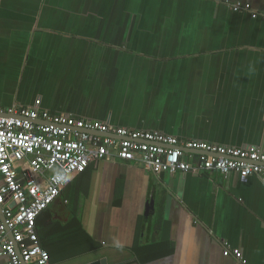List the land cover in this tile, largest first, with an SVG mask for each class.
I'll list each match as a JSON object with an SVG mask.
<instances>
[{
	"label": "crops",
	"instance_id": "1",
	"mask_svg": "<svg viewBox=\"0 0 264 264\" xmlns=\"http://www.w3.org/2000/svg\"><path fill=\"white\" fill-rule=\"evenodd\" d=\"M236 2L264 15V0H0V105L40 99L53 114L264 149V20ZM62 198L96 245L60 247L51 264H236L225 242L264 264L258 175L102 161Z\"/></svg>",
	"mask_w": 264,
	"mask_h": 264
},
{
	"label": "built area",
	"instance_id": "2",
	"mask_svg": "<svg viewBox=\"0 0 264 264\" xmlns=\"http://www.w3.org/2000/svg\"><path fill=\"white\" fill-rule=\"evenodd\" d=\"M252 18L264 15L250 3L230 5ZM37 99L32 106L0 105V264H51L42 246L37 218L63 190L99 162L139 164L161 176L177 172L223 176L235 172L264 181V149L199 140H179L161 131L119 127L107 121L49 113ZM65 172L73 179L58 182ZM224 256L246 264L239 248L224 243Z\"/></svg>",
	"mask_w": 264,
	"mask_h": 264
},
{
	"label": "trees",
	"instance_id": "3",
	"mask_svg": "<svg viewBox=\"0 0 264 264\" xmlns=\"http://www.w3.org/2000/svg\"><path fill=\"white\" fill-rule=\"evenodd\" d=\"M62 193L59 197L62 196ZM66 202L68 204V201ZM50 207L51 205L38 216L37 229L42 246L48 250L52 260H56L60 256L57 254V252L60 250V247L64 248L65 250L67 248L71 251L73 250L72 246L78 242L80 247L96 245L94 240H89L84 234L80 223L81 221L76 215V209L68 220H60L55 218L54 221L56 222L57 227L52 228L51 225L45 224V215H51L52 213ZM152 247H156L154 242L148 246V248ZM62 250L63 249L60 251Z\"/></svg>",
	"mask_w": 264,
	"mask_h": 264
},
{
	"label": "rangeland",
	"instance_id": "4",
	"mask_svg": "<svg viewBox=\"0 0 264 264\" xmlns=\"http://www.w3.org/2000/svg\"><path fill=\"white\" fill-rule=\"evenodd\" d=\"M72 188H74V186ZM69 193H70L71 198L73 199L75 196V188L71 189ZM51 206H52V210L54 212L55 218L60 219V220H68L73 215V212L76 209V205L74 203L66 204L62 196L59 197ZM99 252L100 251L90 253L84 259L83 257H80L77 259V262L85 261L87 259L89 260V258H93V256ZM73 262H76V260L70 261L71 264H75Z\"/></svg>",
	"mask_w": 264,
	"mask_h": 264
},
{
	"label": "water",
	"instance_id": "5",
	"mask_svg": "<svg viewBox=\"0 0 264 264\" xmlns=\"http://www.w3.org/2000/svg\"><path fill=\"white\" fill-rule=\"evenodd\" d=\"M146 170V169H145ZM154 205L151 204V206L147 207V211H146V215L145 217H148V216H152V213H154ZM86 264H107V260H95V261H91L89 263H86Z\"/></svg>",
	"mask_w": 264,
	"mask_h": 264
},
{
	"label": "clouds",
	"instance_id": "6",
	"mask_svg": "<svg viewBox=\"0 0 264 264\" xmlns=\"http://www.w3.org/2000/svg\"><path fill=\"white\" fill-rule=\"evenodd\" d=\"M55 179H57L58 182L67 183L73 179V176L70 173L65 172L63 174L56 176Z\"/></svg>",
	"mask_w": 264,
	"mask_h": 264
}]
</instances>
